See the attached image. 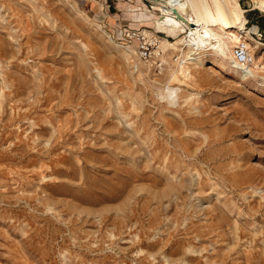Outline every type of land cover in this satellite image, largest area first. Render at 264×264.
Instances as JSON below:
<instances>
[{"label": "rangeland", "instance_id": "rangeland-1", "mask_svg": "<svg viewBox=\"0 0 264 264\" xmlns=\"http://www.w3.org/2000/svg\"><path fill=\"white\" fill-rule=\"evenodd\" d=\"M239 3L263 37L231 48L264 64V0ZM147 5L0 0V264H264V71L242 81ZM117 13L172 38L160 74Z\"/></svg>", "mask_w": 264, "mask_h": 264}, {"label": "bare ground", "instance_id": "bare-ground-1", "mask_svg": "<svg viewBox=\"0 0 264 264\" xmlns=\"http://www.w3.org/2000/svg\"><path fill=\"white\" fill-rule=\"evenodd\" d=\"M148 1L152 3L151 10H153L154 12H158L160 14V18L157 22L159 28L163 30H169L174 34L185 32L186 30L190 31L189 35L183 37L180 41H182V43H185L187 47H191L193 45V47L195 48L194 50L199 53L204 52L203 50H209L208 48L212 45L211 48L212 53L210 54V56L221 61L222 62L221 65L223 68L230 66L229 71L235 77L240 78L242 81H248L251 78L252 79L258 78L259 72L264 71V64L261 63V61L254 60L252 56L250 59V63L248 64L249 66L247 65L245 67H240L235 61L234 52L231 51V49L233 48H231L230 44L233 43L234 36L231 37L230 35H232L236 31H238L240 34H245V36L249 38L251 37L250 35L252 34H256L260 37H263V34L259 31L257 26H253L251 28L246 27L247 20L244 16V10L240 6L239 3L240 0H148ZM261 7H262L261 9H264V3ZM211 24L215 25L216 29L219 31V36H221V39L215 42L212 41L213 38L211 34L214 30L211 29L212 27L210 28ZM141 28H143L145 33L158 37L157 36L158 31L150 33L147 30L148 29L147 26L146 27L142 26ZM103 32L109 38H111L110 34L106 30H103ZM222 37L228 38V42L223 40ZM251 39L252 42L254 43L257 42L255 38L252 37ZM159 41H160L159 44L161 50L164 52V56H165L166 51L164 48V42L162 41V37H160ZM240 41L245 42V40H242V38L238 40V42ZM168 45L170 44L165 42V46L168 47ZM247 45L248 47H251L249 43H247ZM126 50L128 49L126 48ZM180 52L184 53V49L182 50L180 49ZM188 57H190L189 54ZM191 57L188 59L189 61H191L190 62L191 65L198 64L200 67H206L209 63V61H205L204 59L197 58L199 56L192 54ZM163 58L164 57H162V59ZM229 60H232V65H229L228 63ZM191 65L186 67L187 71H184L182 75L178 74V71L175 70L173 72L174 79L176 76H177L176 79H180L184 75H188L189 73H191L193 70L192 69L193 66ZM180 90H181L180 87L174 88L173 86H171L170 83H168L163 88L160 89L159 99L161 98V100L163 101L167 100L170 103L175 104L177 95Z\"/></svg>", "mask_w": 264, "mask_h": 264}, {"label": "built area", "instance_id": "built-area-1", "mask_svg": "<svg viewBox=\"0 0 264 264\" xmlns=\"http://www.w3.org/2000/svg\"><path fill=\"white\" fill-rule=\"evenodd\" d=\"M149 7L152 8L151 2H149ZM119 35V41L133 46L138 57L149 65L154 72L160 74L164 70V66H166L162 59L164 52L159 44L161 35L157 33L158 37H155L145 33L143 28L132 29L125 24L121 27ZM233 52L235 61L240 67H245L250 63L251 53L246 42H238L234 46ZM177 58L176 56L173 57V61L176 62Z\"/></svg>", "mask_w": 264, "mask_h": 264}, {"label": "crops", "instance_id": "crops-1", "mask_svg": "<svg viewBox=\"0 0 264 264\" xmlns=\"http://www.w3.org/2000/svg\"><path fill=\"white\" fill-rule=\"evenodd\" d=\"M145 2L148 4L147 7L149 8V11H150L152 8L149 7V1L145 0ZM109 15L112 16V17L109 18L108 15L106 14V18H107V21L109 22V24L113 25L115 27V30H113V33H115V34L117 32L119 33V31H120V29L122 27V23L124 22V19L126 17H124V15L118 14V13L117 14H109ZM133 22L135 24L138 23V22H135L134 20H133ZM129 27L132 28V29H138V28H141L142 26H139V23H138L137 26L132 24V26L129 25ZM158 30H160V29H158ZM161 32H163V31H161ZM158 34L161 35V37H165L166 39H172L171 37H169L166 34H164V32L163 33H158Z\"/></svg>", "mask_w": 264, "mask_h": 264}]
</instances>
